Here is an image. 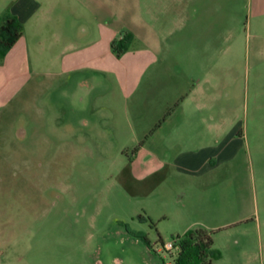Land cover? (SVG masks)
<instances>
[{
  "label": "rangeland",
  "instance_id": "374dc122",
  "mask_svg": "<svg viewBox=\"0 0 264 264\" xmlns=\"http://www.w3.org/2000/svg\"><path fill=\"white\" fill-rule=\"evenodd\" d=\"M108 3L126 18L142 12L165 36L174 25L169 0ZM193 5L200 12L176 34L183 43L174 53L164 45L160 58L190 61L197 53L187 41L207 44L203 55L224 63L214 70L233 92L238 116L256 123L245 127L237 176L224 167L200 210L176 201L183 184L169 169L153 173L154 158L169 152L157 132L173 108L159 107L167 86L144 80L126 94L115 77L106 89L33 82L0 111V264H174V250L163 244L188 227L214 231L215 264H264V0ZM137 46L133 40L127 51ZM230 59L238 64L228 68Z\"/></svg>",
  "mask_w": 264,
  "mask_h": 264
},
{
  "label": "crops",
  "instance_id": "0c3cea01",
  "mask_svg": "<svg viewBox=\"0 0 264 264\" xmlns=\"http://www.w3.org/2000/svg\"><path fill=\"white\" fill-rule=\"evenodd\" d=\"M193 1L169 0V21L174 25L166 44L163 30L150 25L142 12L126 18V12H113L108 0H0V18L13 15L23 26L17 41L0 56V111L9 109L16 96L27 93L37 81L43 86L44 80H73L77 90H88L103 88L104 82L115 77L126 94L144 80L156 88L167 86L168 97L159 107L162 112L171 104L173 108L157 132L169 152L154 158L152 171L169 169L178 184H183L176 190V201H192L204 209L201 202L209 182L225 176L224 167L232 177L237 176L245 127L253 128L256 123L253 116L247 123L238 116L233 92L224 89L225 77L214 70L224 63L211 62L203 55L207 44L194 47L186 41V50L197 53L190 61L160 58L164 45L174 53L177 44L183 43L177 32L185 31L200 12ZM136 2L139 7L140 0ZM125 28L140 46L116 57L110 45ZM227 64L231 68L238 61L230 59ZM150 67L153 73L145 71ZM150 87L146 83V91ZM164 127L167 131L162 132Z\"/></svg>",
  "mask_w": 264,
  "mask_h": 264
},
{
  "label": "trees",
  "instance_id": "16d2710c",
  "mask_svg": "<svg viewBox=\"0 0 264 264\" xmlns=\"http://www.w3.org/2000/svg\"><path fill=\"white\" fill-rule=\"evenodd\" d=\"M22 23L13 15L0 18V56H4L22 34ZM133 40L130 31H124L111 42V50L116 57L124 54ZM213 230L204 227L188 229L173 240L174 264H215L220 251L213 247ZM163 244V243H162Z\"/></svg>",
  "mask_w": 264,
  "mask_h": 264
},
{
  "label": "built area",
  "instance_id": "2783aa9c",
  "mask_svg": "<svg viewBox=\"0 0 264 264\" xmlns=\"http://www.w3.org/2000/svg\"><path fill=\"white\" fill-rule=\"evenodd\" d=\"M174 243H175V241L174 240H171V241L163 244V248L166 251L171 252L172 250H174Z\"/></svg>",
  "mask_w": 264,
  "mask_h": 264
}]
</instances>
